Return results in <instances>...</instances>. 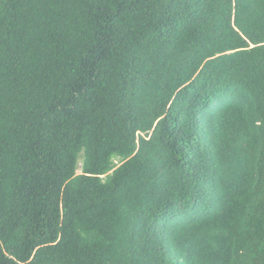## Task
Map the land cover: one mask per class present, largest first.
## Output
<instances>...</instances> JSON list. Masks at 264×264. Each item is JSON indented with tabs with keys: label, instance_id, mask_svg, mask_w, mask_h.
Segmentation results:
<instances>
[{
	"label": "trees",
	"instance_id": "16d2710c",
	"mask_svg": "<svg viewBox=\"0 0 264 264\" xmlns=\"http://www.w3.org/2000/svg\"><path fill=\"white\" fill-rule=\"evenodd\" d=\"M0 264H264V0H0Z\"/></svg>",
	"mask_w": 264,
	"mask_h": 264
}]
</instances>
